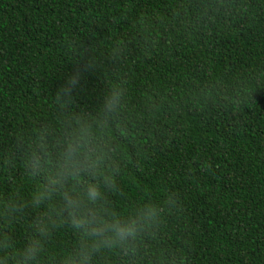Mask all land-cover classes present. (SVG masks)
Listing matches in <instances>:
<instances>
[{"label": "trees", "instance_id": "trees-1", "mask_svg": "<svg viewBox=\"0 0 264 264\" xmlns=\"http://www.w3.org/2000/svg\"><path fill=\"white\" fill-rule=\"evenodd\" d=\"M80 43L127 82L125 198L177 196L138 264H264V85L236 108L218 95L264 64V0H0V151ZM105 87L86 73L80 103Z\"/></svg>", "mask_w": 264, "mask_h": 264}, {"label": "clouds", "instance_id": "clouds-1", "mask_svg": "<svg viewBox=\"0 0 264 264\" xmlns=\"http://www.w3.org/2000/svg\"><path fill=\"white\" fill-rule=\"evenodd\" d=\"M73 52L80 63L62 75L44 113L15 127L0 151V264H138L145 238L177 204L175 193L125 198L129 157L113 125L126 134L127 82L97 49L80 43ZM91 72L102 73L106 87L85 105ZM262 85L257 63L218 93L220 102L239 107Z\"/></svg>", "mask_w": 264, "mask_h": 264}]
</instances>
